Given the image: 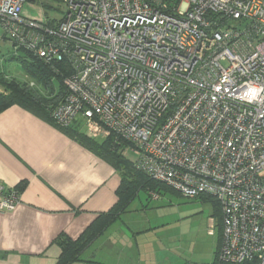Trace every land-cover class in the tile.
<instances>
[{"label": "built area", "instance_id": "obj_1", "mask_svg": "<svg viewBox=\"0 0 264 264\" xmlns=\"http://www.w3.org/2000/svg\"><path fill=\"white\" fill-rule=\"evenodd\" d=\"M57 1L49 25L22 15L27 0H0L16 50L71 67L54 123L80 121L154 180L212 197L219 260L264 264V0ZM19 202L0 182V211Z\"/></svg>", "mask_w": 264, "mask_h": 264}, {"label": "crops", "instance_id": "obj_2", "mask_svg": "<svg viewBox=\"0 0 264 264\" xmlns=\"http://www.w3.org/2000/svg\"><path fill=\"white\" fill-rule=\"evenodd\" d=\"M60 18L45 23L55 25ZM0 74L25 81L20 71ZM120 181L110 161L54 122L19 104L1 111L0 182L17 189L20 202L12 211H0V264H56L62 253L58 236L77 239L109 211L118 201ZM130 206L71 264H159L169 258L166 249H149V240L140 235L150 224L125 218ZM211 226L215 233L218 218ZM221 244L219 230L213 260Z\"/></svg>", "mask_w": 264, "mask_h": 264}, {"label": "rangeland", "instance_id": "obj_3", "mask_svg": "<svg viewBox=\"0 0 264 264\" xmlns=\"http://www.w3.org/2000/svg\"><path fill=\"white\" fill-rule=\"evenodd\" d=\"M25 11L27 12L24 13L25 18L45 22L62 17L65 7L57 0H35L27 2ZM15 53L18 52L10 39L6 38L3 25L0 23V70H5L8 74L20 71L28 84L35 83L33 86L29 85L30 87L41 94L49 95L50 89L27 74L23 61L12 58L11 55ZM1 88L3 87L0 85ZM75 127L85 129L80 121ZM121 149L118 152L134 162L133 156L126 155ZM161 192L158 198H154L148 189H141L125 218L144 227L150 224L151 228L140 235L149 240L147 243L151 245L149 249L167 250L169 258L159 264H213L219 233L217 227L213 235L209 233L211 220H217L219 217L214 199L208 196L188 198L172 188Z\"/></svg>", "mask_w": 264, "mask_h": 264}, {"label": "trees", "instance_id": "obj_4", "mask_svg": "<svg viewBox=\"0 0 264 264\" xmlns=\"http://www.w3.org/2000/svg\"><path fill=\"white\" fill-rule=\"evenodd\" d=\"M20 51L21 53H19ZM17 52V54L11 55L12 58H18L23 61L27 74L38 83L50 89V93L46 96L35 88L30 87L26 81L17 80L15 78L6 80L3 76H0V85L3 87V91L0 90V112L11 105L19 104L47 120L54 122L52 119V111L66 94L64 77L71 73L72 70L70 65L66 62L57 64V70L56 67L46 63L42 58L32 54L23 47L18 48ZM61 128L95 153L110 161L117 168L121 177L120 185L117 190L118 201L109 211L99 214L95 221H93L77 239H73L65 233H62L56 239V242L62 249V253L56 264H71L79 260L81 253L86 247L127 210L141 189H148L150 193H160L162 189L170 190L171 188L163 182L154 180L143 170L138 169L135 162L122 156L118 152L120 149L119 146L115 145L113 140H98L92 138L88 136L87 133L83 132L82 129L76 128L75 124ZM203 197L208 198L209 196ZM214 204L218 209V226L221 236L223 237V216L221 207L215 200ZM219 250L213 264H226L219 260ZM243 264H257V261H246Z\"/></svg>", "mask_w": 264, "mask_h": 264}]
</instances>
